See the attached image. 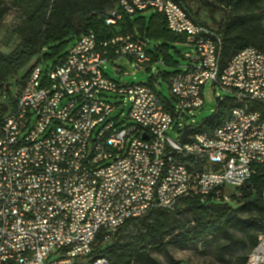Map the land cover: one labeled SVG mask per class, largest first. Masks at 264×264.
Listing matches in <instances>:
<instances>
[{"label":"built area","instance_id":"2783aa9c","mask_svg":"<svg viewBox=\"0 0 264 264\" xmlns=\"http://www.w3.org/2000/svg\"><path fill=\"white\" fill-rule=\"evenodd\" d=\"M119 7L163 14L193 49L188 65L168 77L171 100L156 81L122 84L104 63L111 55L147 70L148 42L129 34L100 41L90 31L61 63L34 66L12 89L0 121V264H114L93 256L100 236L110 242L127 221L174 210L184 198L237 203L264 168V52L248 46L222 65V34L187 19L176 2L119 0ZM120 19L117 9L106 22ZM207 85L216 105L227 97L236 105L215 141L196 129L181 143L185 127L198 125ZM246 264H264V234Z\"/></svg>","mask_w":264,"mask_h":264},{"label":"trees","instance_id":"16d2710c","mask_svg":"<svg viewBox=\"0 0 264 264\" xmlns=\"http://www.w3.org/2000/svg\"><path fill=\"white\" fill-rule=\"evenodd\" d=\"M172 1L184 7L196 22L222 34V65L248 46L257 47L264 52V24L260 15L264 12V0H216L215 6L223 8L226 14L217 29L201 22L181 0ZM15 2H26L27 6L24 20L16 30L20 43L10 53L0 52V121L14 100L12 89L24 85L34 66L49 61L51 62L47 67L61 63L70 46L87 32L95 33L100 41L127 34L147 42L149 38L154 39L157 43L155 51L151 52L149 47L147 49L151 58L147 70L162 57L164 63L174 64L169 55L170 46L176 43L186 45V35L170 30L163 14L152 12L151 9L128 14L119 7V0L117 4L114 0ZM0 5H4L2 0ZM1 6L0 18L5 13V8ZM117 9L121 19L115 24H107L106 20L111 12ZM34 59L36 62L30 67ZM109 60L114 61L115 57L110 55ZM172 74L174 73H165V79L168 80ZM4 93L7 94L8 100L3 99ZM235 105L231 97L217 100L215 111L198 124V129L208 133L214 132L230 116ZM263 190L264 168L259 166L257 172L241 188L242 195L236 198L237 203H218L212 197H208L205 202L199 198H184L174 210L155 208L146 216L127 221L114 236L112 245L95 248L93 256L105 257L114 264H131L134 255L130 252V247L121 252L119 248L123 245L125 229L131 224L139 223L146 230L143 239L158 241L156 247L160 248L168 245L186 246L189 242L220 236L222 241L216 247L219 260L229 264L231 260L227 257L241 252L239 260L246 264L250 252L258 244L259 236L264 234L259 233L264 231ZM181 209L193 214L192 220L187 222V229L186 224L172 225V215ZM176 229L180 232L175 234ZM98 240L102 242L103 239L100 236Z\"/></svg>","mask_w":264,"mask_h":264},{"label":"rangeland","instance_id":"374dc122","mask_svg":"<svg viewBox=\"0 0 264 264\" xmlns=\"http://www.w3.org/2000/svg\"><path fill=\"white\" fill-rule=\"evenodd\" d=\"M5 8V13L0 18V52L7 54L12 52L20 43V39L16 33L17 28L24 20V13L27 3H16L15 0H2ZM118 0H114L117 4ZM215 4V3H214ZM218 10L225 13L224 9L218 7ZM264 24V12L260 13ZM214 29L217 26H211ZM148 47L151 52L155 51L157 45L154 39H147ZM193 49L183 43L172 44L169 49V55L174 61V64H166L163 62V57L157 63L151 64L150 70H136L127 58L116 59L115 61H106L103 65L104 73L111 79L125 85L132 84H148L153 82V78L158 83L157 88L159 93L166 99L171 100L170 86L164 77L165 73H175L183 71L188 65V61L184 58L185 53L191 52ZM35 59L30 63V67L35 63ZM51 61L44 62L43 68L46 69ZM120 67L124 71L129 72L128 76L119 75L115 68ZM159 72L161 75H159ZM223 94L221 91H218ZM109 100H118L115 96L108 95ZM205 101L203 108L196 111L195 122L200 123L205 118L211 116L216 109L215 92L211 85L205 86ZM126 110L129 105H125ZM173 136H175L172 133ZM227 191H233V187L228 186ZM193 214L190 211H175L172 215V225L186 224V229L189 227V222L192 220ZM192 224V223H190ZM180 230L176 229L175 234ZM260 234L264 231H260ZM146 234L145 228L138 224L129 225L123 232V245L119 248V252L130 247V252H133L131 264H228L221 262L216 251L217 245L222 241V237L208 238L198 242H189L186 246L168 245L164 247H156L158 241L151 239H143ZM169 239V238H167ZM161 243V242H160ZM112 245L110 242H99L96 248H104ZM146 248V249H145ZM241 252L230 254L227 259L231 260L229 264H242L239 260Z\"/></svg>","mask_w":264,"mask_h":264},{"label":"crops","instance_id":"0c3cea01","mask_svg":"<svg viewBox=\"0 0 264 264\" xmlns=\"http://www.w3.org/2000/svg\"><path fill=\"white\" fill-rule=\"evenodd\" d=\"M185 7L190 8L197 18L208 26H217L220 25L226 14L218 10V7L215 6L216 0H181ZM155 12V10H151Z\"/></svg>","mask_w":264,"mask_h":264},{"label":"bare ground","instance_id":"6f19581e","mask_svg":"<svg viewBox=\"0 0 264 264\" xmlns=\"http://www.w3.org/2000/svg\"><path fill=\"white\" fill-rule=\"evenodd\" d=\"M187 19H194L189 12H187ZM241 111H248V103H241ZM162 112H169V105H162ZM203 133L208 141L216 140V129L212 133H208V132H203Z\"/></svg>","mask_w":264,"mask_h":264},{"label":"water","instance_id":"95a60500","mask_svg":"<svg viewBox=\"0 0 264 264\" xmlns=\"http://www.w3.org/2000/svg\"><path fill=\"white\" fill-rule=\"evenodd\" d=\"M198 128H199L198 125L194 126V127L186 126L185 129H184L183 135H182V137L180 139V142L183 143L187 139L188 135L190 133H192L194 130L198 129Z\"/></svg>","mask_w":264,"mask_h":264}]
</instances>
